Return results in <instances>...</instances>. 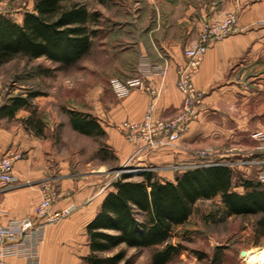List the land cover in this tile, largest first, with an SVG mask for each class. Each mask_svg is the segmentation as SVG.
<instances>
[{
    "label": "crops",
    "instance_id": "0c3cea01",
    "mask_svg": "<svg viewBox=\"0 0 264 264\" xmlns=\"http://www.w3.org/2000/svg\"><path fill=\"white\" fill-rule=\"evenodd\" d=\"M128 1L134 6L127 8V79L143 72L147 83L159 88L155 105L158 118H172L182 107L177 67L185 60L184 49L198 37L199 22L229 11L237 12V22L229 36L214 42L204 54L194 75L195 87L203 91L202 104L175 145L136 152L137 145L120 131L124 120L143 117L151 100L149 92L131 88L120 96L111 87L102 101L101 91L92 89V116L104 129L105 142L115 156L121 161L132 158L137 166L155 167L161 178L174 179L177 171L199 164L201 160L195 155L199 145L219 137L233 142L236 151L223 148L214 158L236 161L251 154L264 160V152L257 149L260 141L252 137L255 131L264 130V0ZM166 63L163 76L159 67ZM22 111L25 109L12 117L0 116V157L22 154L14 162L15 183L0 193V222L8 224L34 215L40 200L38 182L47 177L56 180L58 191L52 211L71 204L75 208L56 222L44 223L37 218L42 233L21 239L7 259L14 264H87L90 246L86 227L112 189V181L103 185L94 176L68 173L63 162L55 168L49 150L35 132L20 120L15 125L6 124L19 119ZM261 167L232 165L235 172L246 176L251 170L258 173ZM233 189L244 192L241 185Z\"/></svg>",
    "mask_w": 264,
    "mask_h": 264
},
{
    "label": "trees",
    "instance_id": "16d2710c",
    "mask_svg": "<svg viewBox=\"0 0 264 264\" xmlns=\"http://www.w3.org/2000/svg\"><path fill=\"white\" fill-rule=\"evenodd\" d=\"M90 22L96 26L92 27ZM97 25L98 13L91 12L87 2L79 0H34L32 9L26 10L20 20L0 11V65L25 57L45 58L57 64V68L72 66L90 52L100 32ZM39 94L30 91L27 95L11 96L0 105V116L12 117L19 109L30 107L31 98ZM69 112L73 128L80 133L105 134L92 114ZM24 122L27 128L41 134L40 119L31 116ZM207 160L201 159L199 165L177 171L174 179L161 178L152 169L138 172V179L131 172L113 179L112 189L86 227L90 246L85 257L87 264L131 263L127 255L133 248H152L151 264L174 261L185 249L181 241H172L174 231L189 223L199 201L216 196L221 198L219 210L225 217L261 215L257 232L264 236V184L244 173L236 175L228 163L200 164ZM238 185L243 187V193L233 189ZM219 255L218 252L215 255L217 260Z\"/></svg>",
    "mask_w": 264,
    "mask_h": 264
},
{
    "label": "rangeland",
    "instance_id": "374dc122",
    "mask_svg": "<svg viewBox=\"0 0 264 264\" xmlns=\"http://www.w3.org/2000/svg\"><path fill=\"white\" fill-rule=\"evenodd\" d=\"M79 1L87 2L90 11H96L99 16L97 26L100 32L94 38L90 52L65 68H57V64L45 58L30 60L25 57L0 65V105L13 95H27L30 91L40 93L31 98L32 105L24 108L19 119H11L6 124L15 125L20 120L27 128L26 118L34 116L40 119L43 122L41 134L32 131L46 145L55 168L63 162L68 173L94 176L103 185L123 172H131L133 178L138 179V169L142 167L137 166L132 158L127 161L118 159L103 136H88L74 129L69 112L75 110L92 114L93 88L101 91L104 101V94L111 89L113 79L127 80L125 10L134 5L128 0ZM33 4L34 0H0V11L20 20ZM90 25L96 26L94 22ZM223 148H227L228 152L236 151L233 142L219 137L199 145L196 151L210 149L216 154ZM148 169L155 170V167ZM239 173L236 172V175ZM246 177L259 181L255 170H251ZM219 206H222L220 196L197 203L189 223L178 227L172 238L174 243L181 241L185 249L168 264H248L239 254L240 250H264V236L257 232V221L261 215L225 217ZM210 213H215V216ZM139 217L142 218L141 215ZM199 252L204 254L202 258ZM217 252L220 253V260L215 257ZM152 253V248L129 249L127 257L132 262L127 264H151Z\"/></svg>",
    "mask_w": 264,
    "mask_h": 264
},
{
    "label": "built area",
    "instance_id": "2783aa9c",
    "mask_svg": "<svg viewBox=\"0 0 264 264\" xmlns=\"http://www.w3.org/2000/svg\"><path fill=\"white\" fill-rule=\"evenodd\" d=\"M236 22V11H229L222 17L203 19L199 22L198 37L185 48V60L177 67V88L183 96V102L175 117H155V105L160 90L153 84L147 83L143 72L125 81L117 78L112 80V87L120 96L126 95L131 88L142 89L151 94V100L140 120L126 119L119 125L124 137L137 145L136 152L175 145L188 129L190 122L198 114L199 106L203 100V91L195 87L194 75L198 72L207 50L214 42L229 36L234 31ZM166 64L159 67L163 76L166 74ZM252 137L260 141L257 149L264 152V130L255 131ZM195 155L200 160L208 159L206 162L200 163L205 165L219 162L228 163L231 166H262L258 172V179L264 184V160L260 157L250 154L236 161L227 158L216 159L210 149L198 150ZM21 157L20 152L0 157V193L9 189L15 183L14 162ZM146 169L148 167L139 168L138 172ZM55 181L54 178L47 177L38 182L40 200L34 207V215L13 220L8 224L0 222V264H14L7 259V256L15 253L13 246L21 239L32 236L39 237L42 230L41 226L37 224V218H41L44 223H52L67 217L74 210L75 205L71 204L64 209L52 211V206L58 197ZM242 258L246 261L245 256H242Z\"/></svg>",
    "mask_w": 264,
    "mask_h": 264
},
{
    "label": "bare ground",
    "instance_id": "6f19581e",
    "mask_svg": "<svg viewBox=\"0 0 264 264\" xmlns=\"http://www.w3.org/2000/svg\"><path fill=\"white\" fill-rule=\"evenodd\" d=\"M255 249V248H253ZM249 249L246 251L245 259L248 264H262L264 263V250H253ZM253 250L251 252H248Z\"/></svg>",
    "mask_w": 264,
    "mask_h": 264
},
{
    "label": "water",
    "instance_id": "95a60500",
    "mask_svg": "<svg viewBox=\"0 0 264 264\" xmlns=\"http://www.w3.org/2000/svg\"><path fill=\"white\" fill-rule=\"evenodd\" d=\"M246 251H247V250H245V249L241 250V255H242V256H245Z\"/></svg>",
    "mask_w": 264,
    "mask_h": 264
}]
</instances>
